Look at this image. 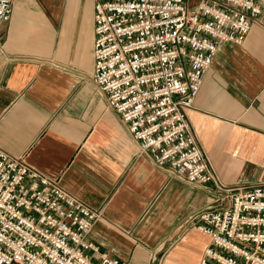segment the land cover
<instances>
[{
  "label": "crops",
  "instance_id": "1",
  "mask_svg": "<svg viewBox=\"0 0 264 264\" xmlns=\"http://www.w3.org/2000/svg\"><path fill=\"white\" fill-rule=\"evenodd\" d=\"M94 0H15L0 27V147L101 213L90 238L123 264H200L195 227L209 189L153 154L94 78ZM227 185L264 181V14L242 44H222L187 110Z\"/></svg>",
  "mask_w": 264,
  "mask_h": 264
},
{
  "label": "built area",
  "instance_id": "2",
  "mask_svg": "<svg viewBox=\"0 0 264 264\" xmlns=\"http://www.w3.org/2000/svg\"><path fill=\"white\" fill-rule=\"evenodd\" d=\"M94 78L139 145L214 202L200 264H264V181L221 182L187 118L222 44H242L264 0H94ZM15 0H0V27ZM101 213L0 147V264H123L90 238Z\"/></svg>",
  "mask_w": 264,
  "mask_h": 264
}]
</instances>
